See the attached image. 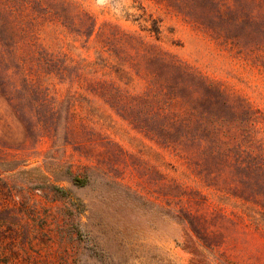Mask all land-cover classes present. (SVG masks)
<instances>
[{
  "label": "rangeland",
  "instance_id": "1",
  "mask_svg": "<svg viewBox=\"0 0 264 264\" xmlns=\"http://www.w3.org/2000/svg\"><path fill=\"white\" fill-rule=\"evenodd\" d=\"M42 4L61 17L35 26L33 42L98 61L131 97L74 68L32 76L37 92L20 78L0 86V264H190L189 221L238 264H264V196L224 136L264 155V0ZM155 77L181 101L174 111L151 95Z\"/></svg>",
  "mask_w": 264,
  "mask_h": 264
},
{
  "label": "trees",
  "instance_id": "2",
  "mask_svg": "<svg viewBox=\"0 0 264 264\" xmlns=\"http://www.w3.org/2000/svg\"><path fill=\"white\" fill-rule=\"evenodd\" d=\"M49 16L58 20L61 17L59 14L56 16V13H53L47 7H43L42 0H0V86L5 84L15 87L17 80L20 78L26 87L32 88L34 92H37V81L32 76L43 71L48 75L64 79L67 76L68 70L74 68L76 74L70 76L73 79H81L82 73L88 71L87 73L85 72L86 76L83 79L88 86H110L117 90L118 97L121 99L131 97L126 89L121 90L120 85H117V81L125 80L123 77L122 80L117 77L105 79L104 74L99 75L98 61L73 63V61L68 62L67 59H61L56 55L41 50L33 42L32 31L35 26H38ZM84 16H86V23L83 25L84 30L79 33L90 37L95 30L96 21L87 12L84 13ZM145 30L156 37L160 33V27L155 20H152L151 26ZM23 39H25L28 52L16 53L15 48ZM171 62L172 65L181 68L175 60ZM72 63L73 65H71ZM122 74L130 78L123 71ZM184 74L191 75L193 73L186 70ZM157 81L159 82L156 77L151 80V95L153 97L163 96L165 98L164 105L160 107L161 110L174 111L175 106L180 105L181 101H178L175 97H171L170 93L172 92L169 88L162 84L157 85ZM124 85L126 86V83ZM210 86L208 84V87ZM166 96L170 98L166 99ZM110 97L115 98V95H111ZM132 98L138 100L144 97L132 96ZM173 113V123L183 126L185 120L176 117L178 114L175 113L177 112ZM224 136L232 140L235 145L233 157L235 169L239 173H244L250 180L249 185L254 192H257L256 195L264 196V155H253L251 150L242 149L241 143L234 136H229L227 133H224ZM245 151L247 153L243 154ZM255 201L254 204L259 205L258 200ZM188 223L191 229V237H187V244L184 245L183 249L191 254L190 264H238L230 258L227 248L222 247L224 242H220L218 245L208 242L216 235L201 230V228L194 226L191 221Z\"/></svg>",
  "mask_w": 264,
  "mask_h": 264
}]
</instances>
